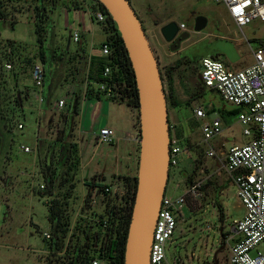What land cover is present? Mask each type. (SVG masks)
<instances>
[{
    "label": "rangeland",
    "instance_id": "374dc122",
    "mask_svg": "<svg viewBox=\"0 0 264 264\" xmlns=\"http://www.w3.org/2000/svg\"><path fill=\"white\" fill-rule=\"evenodd\" d=\"M0 3L6 14L5 20H0V264H65L66 261L49 252L50 241L43 238V233L50 234L47 205L52 200L67 202L66 213L73 218L87 206L86 192L81 193L76 187L67 166L60 170L59 182L53 185L51 193H47L42 174L46 155L54 170L61 146L73 151L75 118L68 115L67 109L52 110V105L68 94L72 96L73 91L80 93L85 86L87 57L81 54L78 63L74 62L77 56L73 58L74 53L65 50L71 26L50 15L43 45L45 62H41L34 32V1L0 0ZM130 4L158 60L161 76L165 78V94L170 85L173 96L181 104L175 109L167 103L168 120L173 124L171 137L180 136V141L192 150L189 159L181 156L180 168L174 177L170 175L166 195L183 194V179L187 177L203 182L200 195L188 201V208L178 219L172 242L166 246L164 264H214V254L217 264H226L231 243L222 244L220 231L229 235L233 221L242 220L245 209L238 200L236 187L217 161L206 157L200 124L193 119V108L212 105L214 110L208 119L219 118L222 124L220 139L212 144L220 145L221 138L224 139L222 151L246 144L249 139L243 136L242 126L237 122V108L199 85V62L190 63L180 59L181 53H171L160 29L170 22L185 24L190 38L181 44L180 51L199 40L207 50L206 57H216L236 71L250 65L253 62L251 51L264 44V22L255 21L239 30L223 6L208 0H130ZM199 15L206 17L208 24L203 31L195 33L194 19ZM73 47L71 43L70 49ZM35 63L43 64L45 71V86L41 92L45 102L41 105L33 97L35 88L30 78ZM5 64L10 65L11 70L6 71ZM66 122H72L68 137L64 135ZM18 124L23 126L22 130L17 128ZM20 146H28L34 153L25 154ZM176 184H179L178 189H175ZM40 186L44 189L40 190ZM93 193L96 197L100 195L99 189H94ZM217 202L223 209L222 219L215 206ZM98 205L96 207L100 208ZM92 209L86 211L90 213ZM256 250L264 253V246ZM99 264L107 263L100 261Z\"/></svg>",
    "mask_w": 264,
    "mask_h": 264
},
{
    "label": "built area",
    "instance_id": "2783aa9c",
    "mask_svg": "<svg viewBox=\"0 0 264 264\" xmlns=\"http://www.w3.org/2000/svg\"><path fill=\"white\" fill-rule=\"evenodd\" d=\"M130 2V0H128ZM214 5L225 8L232 24L239 30L255 21L264 22V0H208ZM80 5L92 18L93 22L104 28L108 15L103 10L98 0H79ZM178 34L189 32L185 24L178 25ZM70 39L74 44H79L80 34L71 31ZM112 49L105 41L100 46L101 57H109ZM253 62L240 70H233L224 61L204 57L199 61L200 72L198 80L200 86L216 93L220 99L237 108V122L242 126V134L249 139L248 143L230 147L222 151V144L213 145L220 138L222 124L219 118L208 119V115L214 109L211 104L196 106L193 108V119L197 121L201 134V143L205 148V155L214 159L219 168L231 180L236 187L237 197L245 209L242 220L233 221L230 234L222 237V244L229 245V256L226 264H264V253L257 251V247L264 246V44L257 46L251 51ZM6 71L11 66L4 65ZM114 66L105 65L102 78L107 80L102 83L93 84L96 90L102 94L103 99L116 101L123 97L118 93L124 89L119 86L117 79L113 76ZM163 89L165 92V78L162 74ZM30 78L35 88L33 97L41 105L44 104L42 89L45 86V71L43 64L35 63L30 71ZM87 82H85V87ZM72 96L68 94L57 100L52 105V110L62 111L69 108ZM138 126V120H137ZM22 130L21 124L17 125ZM169 152H168V181L170 175L180 168V158L184 156L189 159V148L180 139L171 137L170 126ZM95 140L100 145H112L115 140L114 132L101 127L95 134ZM139 145V135L134 140ZM19 149L25 154H33L34 151L28 146H20ZM183 179L185 191L177 197H169L166 190L156 217L152 232L150 245V264H164L166 261V246L172 242L177 229L178 219L182 218L183 210L188 208V201L200 195L203 189L202 181ZM175 185V189H178ZM44 186H40L43 190ZM134 191L124 178H113L101 187L102 196H107L120 204L123 211L132 207ZM106 221H103L105 227ZM223 233V231H222ZM45 240H50L49 233H43ZM255 254L252 255V252ZM100 261L93 260L91 264H99Z\"/></svg>",
    "mask_w": 264,
    "mask_h": 264
},
{
    "label": "water",
    "instance_id": "95a60500",
    "mask_svg": "<svg viewBox=\"0 0 264 264\" xmlns=\"http://www.w3.org/2000/svg\"><path fill=\"white\" fill-rule=\"evenodd\" d=\"M111 19L128 59L137 94L138 160L133 204L123 252V264H150L149 253L156 217L168 183L170 128L166 95L158 60L142 24L128 0H98ZM208 24L204 16L194 19L193 32ZM178 24L170 22L160 29L171 53L180 51L190 38L178 34ZM200 79V76H197ZM72 108L76 106L73 100ZM222 237V230L220 231ZM216 263V254L214 255ZM217 264V263H216Z\"/></svg>",
    "mask_w": 264,
    "mask_h": 264
},
{
    "label": "trees",
    "instance_id": "16d2710c",
    "mask_svg": "<svg viewBox=\"0 0 264 264\" xmlns=\"http://www.w3.org/2000/svg\"><path fill=\"white\" fill-rule=\"evenodd\" d=\"M33 1V10L35 14L34 32L36 35V42L39 46L38 56L41 62L44 63L45 53L43 45L46 39V22L48 19L47 7L50 0ZM5 18L6 14L4 12L3 6L0 3V20H5ZM103 29L107 35L106 42L110 45L112 52L111 55L106 58H90L85 78L87 85L85 87L84 97L87 100H99L103 98L102 94L96 90L93 84L107 81L102 78V71L105 65H111L112 67L114 66L113 76L117 79V84L119 86L124 85V89L118 91V93L123 94L124 97L121 98L120 101L126 99L127 104L136 109L137 94L132 71L120 37L109 17ZM77 50L84 53V49L80 46H78ZM211 58L216 59V57ZM167 76L169 78L171 77V70L167 72ZM165 95L166 102L169 103L173 108L179 109L181 104L173 96V91L170 85L169 92ZM78 99V94L73 93L71 103L69 104V108L67 110L68 115H70L72 118L77 115ZM73 100L76 101V106L74 108L71 106ZM188 103L189 102H186V105H189ZM71 120L73 122V119ZM72 122H66L64 132L65 137H68ZM64 140H66V138H64ZM185 144L188 145L187 143ZM61 148L62 151H60L61 154L58 162H56V168L54 170H51V160H49V156H45L44 172L42 177L48 189L47 193H51L53 185L57 181L59 182V172L63 167L67 166V169L70 168L72 177V169L76 165V162L73 161L72 157L73 151L65 150L64 145H62ZM74 148V153L76 155L77 149L75 146ZM190 151L192 152V150ZM124 180L127 181L132 190H135V177L131 180ZM190 181L191 178L189 177L187 182L189 183ZM97 187H99V190L101 191L102 186ZM71 188H73V186H71ZM47 193L43 192L42 194ZM90 197L91 196L88 193L87 197L85 198V203L87 206L82 210V213H84L82 215L84 217H78L71 229V220L65 209L67 202L61 203L58 202V200H52V202L47 205V219L50 225V243L48 247L49 252L55 257L59 256V259L66 261L65 264H91V262L95 259L106 262L107 264H123L124 243L132 207L127 211H123L120 204L114 205L115 201L113 202L112 199H109L108 203L106 204L107 207L105 209L104 215L97 216L95 213H88L86 211L90 209V205L88 204V202H90ZM67 198L68 197L66 195V199ZM215 206L218 209L220 218L222 219V206L218 202ZM103 221H106L105 227H103ZM224 236L225 234L222 233V237Z\"/></svg>",
    "mask_w": 264,
    "mask_h": 264
},
{
    "label": "crops",
    "instance_id": "0c3cea01",
    "mask_svg": "<svg viewBox=\"0 0 264 264\" xmlns=\"http://www.w3.org/2000/svg\"><path fill=\"white\" fill-rule=\"evenodd\" d=\"M50 15L59 17L63 24L68 23L71 26L65 50L68 53H74L73 58L77 56L74 61L76 64L81 54L87 57V66L90 58H102L100 46L106 41L107 35L102 26L93 22L79 0H50L47 16ZM71 31H77L80 34V42L74 44L73 49H70L73 43L70 39ZM78 46L84 49V53L77 50ZM73 89L75 90L74 87ZM73 93L77 92L73 91ZM78 97L77 115L74 116L77 125L73 133L72 156L76 165L72 169V178L81 193L86 192V197L88 193L90 194L88 204L90 208H93L90 213L99 215L106 209L110 198L102 194L96 197L93 193L94 189H100L97 186H103L113 178L131 180L136 176L138 144L134 140L138 133L137 109L127 104L126 99L123 101H109L103 98L87 100L84 97V87L81 88ZM169 125L173 128L170 121ZM101 127H107L114 132L116 140L112 145L96 143L94 134ZM220 141L225 146V140L221 138ZM74 146L77 149L76 155ZM97 204L100 208L96 207ZM94 208H96L95 211ZM82 214L84 213L81 211L76 217H70V229L78 217H84Z\"/></svg>",
    "mask_w": 264,
    "mask_h": 264
},
{
    "label": "flooded vegetation",
    "instance_id": "af4514ba",
    "mask_svg": "<svg viewBox=\"0 0 264 264\" xmlns=\"http://www.w3.org/2000/svg\"><path fill=\"white\" fill-rule=\"evenodd\" d=\"M136 13V12H135ZM140 20V19H139ZM141 22V21H140ZM142 24V22H141ZM143 27V26H142ZM144 29V28H143ZM209 37V35H207ZM221 39V38H220ZM205 40V39H204ZM188 41V40H187ZM186 42V41H185ZM184 43V42H183ZM182 43V44H183ZM206 48L201 46V41H196L188 45L185 49L182 51H179L181 53L180 59H185L186 61L190 63H197L199 62L202 58L206 57ZM217 55H221L218 53Z\"/></svg>",
    "mask_w": 264,
    "mask_h": 264
}]
</instances>
